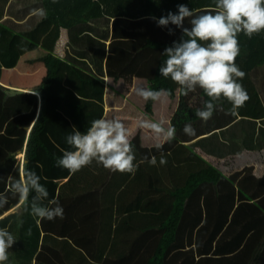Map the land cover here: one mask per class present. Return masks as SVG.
Here are the masks:
<instances>
[{
	"label": "trees",
	"instance_id": "obj_1",
	"mask_svg": "<svg viewBox=\"0 0 264 264\" xmlns=\"http://www.w3.org/2000/svg\"><path fill=\"white\" fill-rule=\"evenodd\" d=\"M181 4L197 13H203L210 9L213 0H0V80L2 67H14L20 56L38 47L37 41L41 38L46 45L43 33L37 30L41 24L49 23L68 33L66 61L99 79L109 77L115 82L128 78L130 81L139 80L140 84L134 83L133 92L138 86L153 90L168 89L172 92L168 99L178 101L177 110L170 115L169 120L166 119L176 129L174 140L165 142L162 149L158 150L155 145L146 147L138 135L133 138L136 155L134 163L140 167L141 172H111L93 162L76 172L69 183L61 188L58 201L62 206L65 197H68L69 203H65L68 205V221L74 224V230L61 235L65 241L59 243L57 248L66 251L68 246L71 247L73 252L81 254L86 264L95 263H91L85 255L91 254L93 258L97 256L96 262H99V258L109 252V245L112 248L117 246L118 228L122 233L125 226L131 227L137 234L150 231L159 237L154 258H148L147 264H166V256L171 251L178 246L184 247L180 246L184 242L178 239L186 231V227L189 226L186 233L193 234L196 225L198 233H203L199 249L201 252L206 251L208 243L212 244V241L217 240L219 245H215L214 250L219 257H225L222 251L226 247L221 242L225 241L227 233L235 232L242 239H235L233 242L229 262L264 264V260L260 258V253L264 254V195L248 194L252 188L257 192L264 190V183L260 180L254 183L249 181L248 175L253 177V168L236 172V176L227 179L196 153L189 152L186 156L188 147L183 144L210 134L204 139H198L191 148L207 145L208 140H216V150H221L227 146L224 143L227 139L230 140L229 145L241 147L239 145H245L253 137L257 141L256 148L264 146V74L261 72L264 69V32L251 39L242 33L238 37L240 55L236 64L246 74L239 82L250 99L234 114L229 113L232 106L222 102L220 107L223 110L218 107L212 118L203 122L196 117L195 112L203 106L207 97L200 90L188 96L180 95L176 91L177 86L170 79L160 76L158 71L165 59L161 55L164 48L178 40L181 33L174 29L175 35L170 36L167 29L158 27L150 17L158 19L169 11L176 13L177 6ZM35 8H44L47 17L41 19L32 15V9ZM19 13L27 15V20H5V16L18 17ZM185 26H188L187 21ZM169 27L174 28L171 25ZM35 32L40 33L37 41L32 38ZM22 33L30 35L26 38ZM62 60L53 52L40 58L45 74L32 93L8 96L0 84V130L5 129L7 133L17 130L20 133V126H29L33 121L26 141L22 172L26 164L31 168L36 159V151L41 147L39 135L46 123L47 100L53 95L51 86L58 76ZM195 97H198V103L191 105ZM155 104L153 101H144V113L153 116ZM260 119L261 123L258 122ZM187 123L195 128V136L184 134L183 128ZM233 131L242 133L237 135ZM23 140L24 133L15 141L18 147L22 146ZM162 153L167 161L163 165L159 163ZM152 156L159 159L155 165L144 160V157ZM50 159L52 164H56L57 157L51 155ZM181 159H197L203 163V167L196 170L194 165L191 168L188 161ZM175 160H179L178 167ZM184 168L192 169L191 173L179 175L178 171ZM20 174V163L16 159H0V178H4L0 180V192L6 191L7 176L19 178ZM167 177H171V180H167ZM71 185L77 191L67 196ZM196 197L199 217L189 220V217L197 214L190 211ZM253 201H256L253 203L256 205L252 206L250 204ZM18 205V198L9 193L8 204L0 208V228H8L18 239L9 249L7 264H33V260L37 264L65 263L66 260L56 263L54 259H50L46 246L48 237L52 235L46 232L41 240L38 218L20 207L18 211L4 216ZM246 207L254 210H246ZM201 210L204 211L203 214L199 213ZM117 221L119 227L114 229L113 223ZM104 222L110 224V242L98 239L97 248H94L91 242L86 243L85 238L96 230L105 231L103 225L100 229V225H91ZM207 231L209 235L205 236ZM112 235L114 238L111 242ZM242 246L259 253L255 255V259H245L247 256ZM55 247L54 245L53 248ZM221 260L223 259L217 257L218 263ZM71 262V259L67 260L68 264Z\"/></svg>",
	"mask_w": 264,
	"mask_h": 264
},
{
	"label": "crops",
	"instance_id": "obj_2",
	"mask_svg": "<svg viewBox=\"0 0 264 264\" xmlns=\"http://www.w3.org/2000/svg\"><path fill=\"white\" fill-rule=\"evenodd\" d=\"M8 18H10L12 21H15L27 20L28 17L24 13H19L18 17L5 16V20ZM37 32L43 33V37H45L44 39L47 40L46 45L42 42L43 38L38 40L40 33L36 34L35 32V34L32 35V38L34 41L38 40V47L35 50L26 52L20 56L14 67H2L3 70L0 84L7 92L9 90H16L20 91V94L32 93V90L40 82L41 78L45 74V67L43 62L40 61V58L48 54V52H53L54 55H58L63 59L58 71V76L54 81L53 86H51L53 95L47 100L46 123L43 131L39 135L42 144L41 147L37 149L36 159L30 168L37 173V175L40 177V182L47 188L49 200H58L61 188L69 183L74 174L70 173L66 169L57 167L56 164H52L50 156L53 155L59 158L62 156V150H70V146L67 145L65 138L67 135L71 134L73 127L81 132H84L90 126L91 121L102 117L107 118L108 113L112 111V106H109L107 103V85L109 88L110 78L105 77L104 79H99L91 73L82 70L65 60L66 48L68 47L69 42L67 31L58 30L54 25L44 23L39 26ZM29 35L30 33H22V36L26 38H28ZM62 39L66 42L63 43ZM98 81H100V83L103 85L101 90L99 89ZM132 82L133 93L134 83L136 80L134 79ZM81 86L92 91V93H88V91L83 90ZM58 89H61V94H57ZM63 101L68 102L70 105L68 106L66 103H63ZM78 107L80 108L79 110H77ZM122 109V107L117 108L116 111H121ZM176 110L177 108L174 110V112H172V115ZM38 111L39 109L37 110L36 115L38 114ZM262 119L258 120V122L261 123ZM169 122L170 121H168V123ZM32 125L33 121L29 126H20V130L22 131L20 133H18L17 130L16 132L10 133H7L5 129L0 130V159H16L20 163L21 173L22 165L24 163L26 141L31 131ZM129 127L134 131L132 126L129 125ZM22 133H24V140L22 146L18 147V144L15 141L20 138ZM240 133L242 132L237 131L235 134L239 135ZM136 135L143 139L144 145L146 147H149V145H156L155 143H157V141L150 140L151 135L148 132L146 135H141L140 133H137ZM136 135L134 134V137H136ZM209 135L210 134L199 136L190 142L183 143L188 147L186 156L189 155V152L196 153V155L199 156L203 161L222 172L223 176L227 179L229 177L236 176V172L253 168V177L248 175L249 181L254 183L260 180L264 183V146H259V148H256L257 141L255 137H253V139L248 141L245 145H239L241 147L229 145L230 140L227 139L224 142L227 146L222 147L221 150H216V144L218 143L216 140H208L206 141L208 143L207 145L204 144L202 147L199 146L195 149L191 148V145L194 144V142H196L198 139H204V137ZM161 143L164 144L165 142L161 141ZM181 160L188 161L191 164V168L194 165L196 170H199L203 167V163L197 159ZM174 162L178 167L179 160H175ZM191 170L184 168L180 169L178 172L179 175H189L188 172L191 173ZM141 171L142 170L138 166L135 173ZM241 177L242 176H240V178ZM167 180H171V177H167ZM76 191L77 188L74 185H71L70 190L67 192V196ZM136 191L137 189L135 188V192ZM256 193H259L260 196L264 195V190H259V192H257L255 191V188H252V190L248 192L249 195H255ZM67 200L68 197H65V201L62 203V207L64 209L63 219L56 218L51 221L43 220L39 222L37 219L38 228L41 231V240L46 232L52 235V237H48L46 250L48 248V255H50V259H54L56 263H58L59 260H62V262L63 260H66L65 263L60 264H68L67 260L71 259V264H86L84 263L81 254L78 252H73L71 247L68 246L66 251H60L59 248H57L59 243H63V241H65L61 235L70 233V231L74 230V224L68 221V205L65 204ZM69 201H71L70 198ZM44 203L47 204V201ZM253 203H256V201H253L250 205H256ZM198 204V199L196 197L194 205L190 206V211L197 212V210H199L197 209ZM18 209L19 205L14 209H11L4 216L10 215V213H14L18 211ZM246 210L254 209L246 207ZM262 210L264 211V202L262 204ZM199 213L203 214L204 211L201 210ZM198 217L199 215L197 212L194 217H189V220L192 218L198 219ZM107 222L102 224H91L93 227L100 225L99 229L102 228L103 225L106 230H96L94 234H90V237L85 238L86 243L91 242L92 247L97 248L96 240L98 239L104 242L109 240L110 242L108 233L110 224ZM118 225V221L115 224L113 223V228H118ZM188 227L186 228L188 229ZM197 229L198 226L196 225L195 229L193 230V234H188L185 231L180 235L178 240L184 242L183 245H180L184 247L178 246L176 249L171 251L166 256V264H232L228 260L230 249L233 248V242L235 239L241 240L242 237L237 236L235 232L227 233L225 241L221 242V245H225L226 247V249L222 251L223 256L225 257H219L220 255L217 254L218 252H215L216 248H214L215 245H219L217 240V242L212 241V244L208 243L206 245L207 249L205 252H201L199 250L202 245L203 233H198ZM118 234L119 236L116 238V240L118 239V245L114 246L113 248L111 245H109V252L101 256L99 258V262H96L97 256L93 258V255L91 254L84 255L89 258L91 263L95 264H147L148 258H154L155 245L159 241V237L153 235L152 232L144 231L137 234V232L132 231L131 227L125 226V230H123L122 233L121 229L118 228ZM208 235L209 231L205 232V236ZM216 236L218 235L216 234ZM113 238L114 235H112L111 242ZM54 245L56 246L55 248H53ZM242 249L244 254L247 256L245 259H255V255L259 253L253 249H248L243 246ZM123 250H125L124 253H122ZM217 257L223 259L221 260V263L217 262ZM260 258L264 260V254L262 255L260 253ZM33 264H37L36 260H33Z\"/></svg>",
	"mask_w": 264,
	"mask_h": 264
},
{
	"label": "clouds",
	"instance_id": "obj_3",
	"mask_svg": "<svg viewBox=\"0 0 264 264\" xmlns=\"http://www.w3.org/2000/svg\"><path fill=\"white\" fill-rule=\"evenodd\" d=\"M31 14L41 19L47 17L44 8L32 9ZM150 18L158 27L167 29L170 36L175 35L174 29L181 33L178 40L164 48L161 55L165 59L158 71L160 76L177 86L176 91L180 95L188 96L200 90L207 97L195 112L198 119L203 122L210 120L222 102L232 106L229 109L232 114L245 105L250 97L239 82L246 74L236 64L240 55L238 37L242 33L251 39L264 32V0H213L210 9L203 13L181 4L177 6L176 13L169 11L158 19ZM135 94L145 102H158L168 99L172 92L138 86ZM135 129L148 132L157 141L155 147L158 150L163 147L161 141L171 142L176 135V129L170 122L165 126L146 113L136 120ZM183 132L188 136L196 135L191 123L185 124ZM133 137L134 131L129 125L115 117L95 119L84 132L73 127L65 138L70 150H62L56 166L75 174L95 162L111 172L134 174L138 165L134 163ZM144 160L152 165L157 162L155 156L144 157ZM159 163H167L163 153ZM5 183L6 191L0 192V208L8 204L10 193L18 198L19 207L38 218V222L63 219V207L57 199L49 200L47 188L27 164L19 178L9 175ZM17 240L8 228H0V264H7L9 249Z\"/></svg>",
	"mask_w": 264,
	"mask_h": 264
},
{
	"label": "rangeland",
	"instance_id": "obj_4",
	"mask_svg": "<svg viewBox=\"0 0 264 264\" xmlns=\"http://www.w3.org/2000/svg\"><path fill=\"white\" fill-rule=\"evenodd\" d=\"M62 41L63 43L66 42L63 39ZM261 72L262 74H264V69ZM133 80L134 79L130 81V78H128L115 82L113 81V79L111 78L109 79V88L107 85V90H108L107 103L109 106H112V111L108 113L107 118H113V117L120 118L124 120L128 125L132 126L135 135L137 133H140L141 135L142 134L146 135L147 132L135 129L136 120L142 114H144V101L141 98H139L135 94V92L132 93ZM136 82L140 84L139 80H136ZM98 85H99V89L101 90L103 85L100 83V81H98ZM81 88H83V86H81ZM83 90L88 91V93H92V91L88 89L83 88ZM61 93H62L61 89H58L57 94H61ZM197 96L199 97V94ZM198 97H195L191 101V105H196L198 103ZM63 103H66L68 106L70 105L66 101H63ZM177 104H178L177 100L173 102L169 99L158 101L154 106L155 113L153 114V116H149V117L154 121H162L165 124V126H167L168 123L167 120H169V117L172 116V112H174V110L177 108ZM121 105L123 109L121 111H116V109L120 108L119 106ZM79 109L80 108L78 107L77 110ZM150 140H154V139L150 137Z\"/></svg>",
	"mask_w": 264,
	"mask_h": 264
},
{
	"label": "water",
	"instance_id": "obj_5",
	"mask_svg": "<svg viewBox=\"0 0 264 264\" xmlns=\"http://www.w3.org/2000/svg\"><path fill=\"white\" fill-rule=\"evenodd\" d=\"M7 94H8L9 96H12V95L20 94V91L9 90V91L7 92Z\"/></svg>",
	"mask_w": 264,
	"mask_h": 264
}]
</instances>
